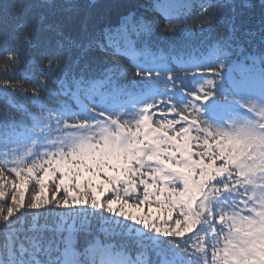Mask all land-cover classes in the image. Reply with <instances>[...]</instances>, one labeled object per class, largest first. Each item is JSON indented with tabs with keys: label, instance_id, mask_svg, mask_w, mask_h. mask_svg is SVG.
<instances>
[{
	"label": "trees",
	"instance_id": "obj_1",
	"mask_svg": "<svg viewBox=\"0 0 264 264\" xmlns=\"http://www.w3.org/2000/svg\"><path fill=\"white\" fill-rule=\"evenodd\" d=\"M200 71L203 76L192 78ZM183 77L185 89L210 102L209 116L180 108L149 118L210 168L201 179L208 201L195 198L187 211L183 203L172 207L147 197L148 183L160 181L137 159H131L137 169L127 159L119 164L123 178L107 175L103 168L116 166L97 157L105 140L91 126L124 109L131 119L145 115L141 105L150 114L174 103L153 91ZM251 78L264 80V0H0V264H225L233 218L246 213L231 199L245 191L226 202L223 192L234 189L240 174L225 175L235 169L231 158L218 160L214 138L231 123L223 101L243 109L236 98L243 91L262 97ZM114 101L124 103L107 108ZM240 119L244 124L228 132L234 154L248 148L241 136L264 142L254 126L261 122ZM81 126L86 130L76 136L97 156H79L76 142L63 146L71 127ZM196 146L203 148L194 152ZM130 188L136 199L125 193ZM114 199L127 203L125 212Z\"/></svg>",
	"mask_w": 264,
	"mask_h": 264
},
{
	"label": "rangeland",
	"instance_id": "obj_2",
	"mask_svg": "<svg viewBox=\"0 0 264 264\" xmlns=\"http://www.w3.org/2000/svg\"><path fill=\"white\" fill-rule=\"evenodd\" d=\"M203 74L204 73L200 71L199 73L194 74L195 77L192 78L201 77L203 76ZM190 75H193V73H190ZM185 79L188 80V77H185ZM185 79L183 77L179 81H176L167 87H163L160 85L159 90H157L160 91L161 97H164L163 99H166L170 102L172 100H176V108H173V104H175L174 101H172L174 103L163 102V104L166 105H157L149 114L148 110L150 107H142L141 105V110H144L145 115H143L141 111L142 114L140 116H138V114H133L134 117L129 119V117H127L125 114V111L128 110L124 109L119 111L120 116L117 114V117L108 115L107 117H102L96 120L95 123L97 125L91 126L97 128H94V130H100L99 134L101 135L102 133L103 139L105 140V148L102 150L100 155H95V153H93L89 148L86 147L83 139L79 137V135L76 136L78 130H83L82 132L86 130L85 126H81L79 128L71 127L70 131L73 132H70L68 134V136L70 137H66L64 139L68 140L65 141V144L63 146H66V144L68 145L71 142H76L80 147L79 156H81V153L85 151V154L87 153V155H95L97 157L107 158L112 165L115 164L113 166H116V168L110 171L109 168L107 169L105 167L103 168V171L107 175H118L121 178H123L124 175L123 170H121V165H119L122 164V160L127 159L126 161L129 162V167L137 169V166L134 163H131L132 158L137 159L139 160L138 166L141 169L145 170V173L147 175L149 174L150 178H153V182H156V180L160 181L157 182L158 184L156 186L148 183L151 188L148 190L147 197L153 195L154 200L164 202L172 207H174L176 204L183 203L185 205L186 211L187 206L190 209L191 204L189 203L195 198L197 203L203 204V200L208 201L209 195L208 193L206 194V192L202 191L201 181L206 179H202L204 175L209 174V166L204 169L203 164L199 159L192 158L194 154L192 151L187 150L189 147L187 142L181 141L180 143L176 144L173 139L167 138L166 136L161 134V132L159 131L162 130L161 128L153 127L149 118V116L152 117L154 115H157L158 118H163L167 116V114H176L179 112L180 108L185 110L187 109L188 112L194 111L204 117L209 116L208 114L211 113V108L209 107L210 102L208 100L200 101L201 98L197 96L195 92H192L188 88L185 89V86H182V84L185 83ZM251 81L254 85L253 88L257 90L259 89L261 90V92L264 91V80L261 82H255V80L251 78ZM244 84L246 83L244 82ZM239 85H241V83H239ZM243 92L244 95L241 94L240 96L236 97L244 106H246L243 109L237 107L238 104L232 103L230 100L223 101L221 105L222 108L230 111L228 115L231 116V118H224L231 119V123L223 127H219L220 125L216 124L219 127V130L222 131V134L214 138V143L219 153L218 160L224 158V160L228 162L230 161L229 158H231L230 163L234 166L235 169V171L226 170L225 175L227 174L230 179H233V177L238 175V172L240 174V177L236 178V182H240L236 184L234 189L225 190L223 192L226 202L228 196L232 192H236L238 190L245 191V193L242 192L243 196L239 193H236L231 199V204L235 200L236 204L243 207L246 213H234L238 214L240 217L233 218L232 224L234 225L232 226V231L228 232L231 236L230 242L232 245H229L227 243L228 246L225 247L224 262L225 264H264V186L261 184V181H264V166H262L261 164H254V162L258 164L264 163V157L261 153L262 151H264V142H262L261 140L253 139L251 137L246 138L241 136V141L244 142V144L247 145L248 148L239 149L238 151L235 150L237 153L234 154V152L231 151L230 148H234L235 144H232L233 141H231V136L228 133L236 131L240 125L244 124V122L240 118L249 116L256 119L254 123H258V121L261 122L258 124H254V126L259 131L260 135L264 137V96L261 97L260 95L252 91ZM157 94H159V92ZM148 101L151 102L152 100ZM102 103L103 102L99 101L98 105H101ZM121 103L123 104L124 102L114 101L111 103H106V106L107 108H117L121 105ZM159 103H161V101ZM145 108H147L148 110H146ZM135 109H137V106L131 108L130 111L133 112ZM213 113H216V115L219 117L221 116L220 113L222 112L217 109ZM181 117L185 118L186 114L180 115L179 118V120L184 121V119ZM187 117H190V115L187 114ZM126 120L127 123L123 124V122H125ZM210 123L212 124L213 122L210 121ZM194 124L198 125V123L195 121ZM58 132L59 130L57 128L54 131V134H57ZM191 144L193 145V142H191ZM197 148L198 149H195L194 152L202 149L203 147ZM207 151L208 149L204 152V154H207ZM187 153L190 154V161H187L185 159V155ZM182 161H185V164L175 170L176 164ZM247 163L254 165V170L248 171L247 169H251V167H248L249 164ZM59 165L62 170H65V165L63 162H59ZM124 169H126V167H124ZM198 170H200V173L198 175L199 177L196 179V173L198 172ZM178 173H180L181 177ZM223 177L224 176L222 175L221 178ZM141 180H143V178H140V182H142ZM191 180L197 181L189 184L188 182ZM181 181L185 183V186L181 187V190H178L177 187L182 184ZM248 181H251L252 183L250 184ZM104 186H107L105 182L102 187L104 188ZM128 191L129 195L136 199L138 195L136 193L137 189L130 188L126 190L125 193L127 194ZM116 196L120 197L121 199L125 198L129 202V200L124 197V193H121L118 190L116 191ZM245 200H248V202L253 205V207H251L252 209L246 208ZM114 201L112 202L115 204V206H123L121 204L123 202L122 200L114 199ZM126 206L127 203H125V207L123 206L121 208L124 212ZM128 207L130 206L128 205ZM225 207H228V204H225ZM139 210L141 209L134 211Z\"/></svg>",
	"mask_w": 264,
	"mask_h": 264
}]
</instances>
